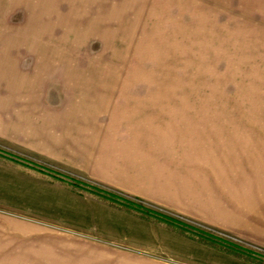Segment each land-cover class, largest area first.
<instances>
[{
	"label": "rangeland",
	"instance_id": "obj_1",
	"mask_svg": "<svg viewBox=\"0 0 264 264\" xmlns=\"http://www.w3.org/2000/svg\"><path fill=\"white\" fill-rule=\"evenodd\" d=\"M88 1L77 19L92 28L61 46L108 66L92 77L116 84L122 110L94 176L37 166L60 193L0 203V264H264V0ZM59 5L64 16L70 1ZM76 178L217 246L108 205Z\"/></svg>",
	"mask_w": 264,
	"mask_h": 264
},
{
	"label": "crops",
	"instance_id": "obj_2",
	"mask_svg": "<svg viewBox=\"0 0 264 264\" xmlns=\"http://www.w3.org/2000/svg\"><path fill=\"white\" fill-rule=\"evenodd\" d=\"M69 1L61 16V0H0V203L55 198L60 186L40 180L37 166L94 176L109 145L107 121L122 110L109 94L116 84L92 77L108 66L78 63L85 52L61 46L93 25L77 19L89 1ZM218 259L212 264H254Z\"/></svg>",
	"mask_w": 264,
	"mask_h": 264
},
{
	"label": "trees",
	"instance_id": "obj_3",
	"mask_svg": "<svg viewBox=\"0 0 264 264\" xmlns=\"http://www.w3.org/2000/svg\"><path fill=\"white\" fill-rule=\"evenodd\" d=\"M70 185L74 187L75 189L85 190L87 193H89L92 196H95L99 200H102L104 203L118 207L120 209H123L133 215H137L140 218H143L148 221H154L161 224H164L166 227L173 229L177 231L180 234L189 235L201 243H209L213 246H217L216 243H214L216 240L205 235L201 234L196 230H193L191 228H188L181 222L174 220L172 218L166 217L164 215H161L155 211H152L148 208H145L142 204L139 202L124 198L122 196H119L117 194H114L110 191L103 190L97 186L89 185L84 182H80L75 179H68ZM226 246V245H225ZM233 248L232 246H229L226 249Z\"/></svg>",
	"mask_w": 264,
	"mask_h": 264
}]
</instances>
